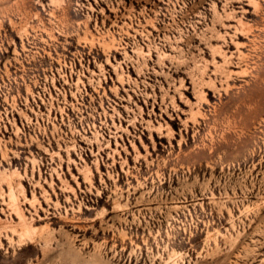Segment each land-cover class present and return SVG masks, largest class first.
I'll use <instances>...</instances> for the list:
<instances>
[{
    "label": "rangeland",
    "instance_id": "rangeland-1",
    "mask_svg": "<svg viewBox=\"0 0 264 264\" xmlns=\"http://www.w3.org/2000/svg\"><path fill=\"white\" fill-rule=\"evenodd\" d=\"M0 264H264V0H0Z\"/></svg>",
    "mask_w": 264,
    "mask_h": 264
},
{
    "label": "bare ground",
    "instance_id": "bare-ground-1",
    "mask_svg": "<svg viewBox=\"0 0 264 264\" xmlns=\"http://www.w3.org/2000/svg\"><path fill=\"white\" fill-rule=\"evenodd\" d=\"M10 196H11V198H12L13 201H14V196H15L14 193H11ZM16 202H17V201H16ZM14 204H15V203H14ZM13 206H14V205H13ZM15 207H16V205H15ZM15 207H14V208H15ZM15 210H16L18 213H20V207H16ZM12 229H13L14 231L17 232V228H16V226H13ZM7 235H9V233H8ZM10 238L13 239V237H10Z\"/></svg>",
    "mask_w": 264,
    "mask_h": 264
}]
</instances>
